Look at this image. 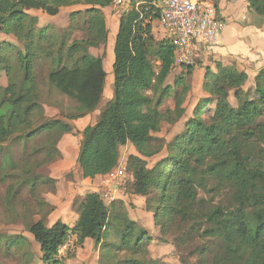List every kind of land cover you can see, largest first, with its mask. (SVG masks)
Returning a JSON list of instances; mask_svg holds the SVG:
<instances>
[{
    "label": "trees",
    "instance_id": "16d2710c",
    "mask_svg": "<svg viewBox=\"0 0 264 264\" xmlns=\"http://www.w3.org/2000/svg\"><path fill=\"white\" fill-rule=\"evenodd\" d=\"M246 1L249 10L264 16V0ZM81 4L87 6L72 11L64 33L40 26L39 17L29 12L56 16L65 7ZM110 5L111 0H0V35L15 39L0 41V68L9 78L0 86V170L6 165L16 171L6 175L15 184L10 201L29 186L39 211L35 216L50 207L37 195L40 184L56 182L35 172L61 156V139L75 132L71 121L94 112L103 97L105 53L95 57L89 51L107 44L103 8ZM158 16L153 0H132L123 10L114 46V97L98 121L81 132L78 169L83 178L107 175L119 165L120 148L131 143L137 154L128 158L132 179L126 189L145 198V210L154 214L162 237L170 236L176 224L204 227L200 237L206 241L196 264H264V66L255 77V91L247 92L246 70L213 61L214 67L207 66L203 77L206 96L199 99L183 129L170 140L155 136L165 124L176 125L185 117L191 85L184 84V78L196 67L181 66L182 77L174 85L166 84L176 67L175 46L166 37H155L153 22ZM80 29L85 37L72 35ZM38 62L50 63V92L70 101L66 120L40 119L45 109ZM176 87L180 91L174 94L173 107L162 109ZM43 136L46 139H39ZM34 140L27 158L16 161L12 145ZM163 152L164 158L149 167L148 159ZM200 191L210 199L200 198ZM46 213L26 227L43 264H66L89 238L98 247V264H171L150 257L154 237L129 217L124 199L108 205L99 192H87L73 226L61 220L50 226ZM71 237L75 251L68 250L66 259L60 257ZM187 237L184 232L179 241L186 243ZM5 242L8 250L22 252V264H33L32 244L28 247L25 236H8Z\"/></svg>",
    "mask_w": 264,
    "mask_h": 264
},
{
    "label": "rangeland",
    "instance_id": "374dc122",
    "mask_svg": "<svg viewBox=\"0 0 264 264\" xmlns=\"http://www.w3.org/2000/svg\"><path fill=\"white\" fill-rule=\"evenodd\" d=\"M87 5H77L72 7H65L62 9L60 14L56 16L44 15L42 14L39 18V25L45 26L50 25L55 28L58 33H64L67 30L68 25L71 22V13L77 9H85ZM120 9L125 10L126 6ZM32 15L37 13L34 11H29ZM223 13V9H222ZM38 16V17H39ZM51 17V18H50ZM116 31L111 30L110 36L108 38L107 44L100 48H90L89 54L91 56H100L105 53L104 67L107 72L106 86L103 93V97L99 104L97 105L94 112L87 114L79 119L72 120L71 123L75 126V132L68 133L63 136L59 143L61 150V156L47 168H41L37 174H42L47 178H54L56 180L54 183H42L37 191L39 198L47 200L50 207L45 206L42 209L41 214H35L38 211L35 200L32 198L30 193V188L28 185L21 188L19 194L16 195L14 201L9 200V191L13 190L15 186L13 180L7 177L8 173H16L13 169L6 167L0 170V237L3 240L0 242V264H22V252L16 248L8 250V244L5 240L8 236L12 235H23L28 240V247L30 244L33 250L34 256L33 264H43L40 260V250L38 244L34 243L30 232L26 230L27 224L32 220H37L40 216L44 215L46 212L48 225H53L58 220H61L67 224H74L78 216V207L85 197V194L89 191L97 190L100 193L107 192L111 187H117L114 191V197L116 200L124 199L126 201V209L128 215L131 219L136 220L138 225L151 235L154 239L149 246L150 257L160 259L162 262L171 264H196L200 253L206 240L200 237V233H203L204 227L199 229V226L192 228L191 226H180V224L174 225L170 231L168 237H162L159 233L158 227L154 223V214L145 210V198L142 196L132 195L130 191L126 189V185L132 179L131 173L128 170V158L131 154H137V149L134 145L127 144L122 146L121 157L119 165L114 169V177L111 179H106V176L99 177L98 179L86 182L83 180L80 170L77 166V157L79 153L80 142L82 138L81 132L89 124H94L100 118L101 112L108 106L109 102L114 97V82H113V62L108 65L109 58L112 55L113 48V61L115 57L114 53V35ZM78 38H83L86 33L80 29L74 34ZM160 37V36H159ZM11 40L15 39L12 36H7L5 34L0 35L1 40ZM113 45V46H112ZM196 73L190 77L184 78V84L191 85V92L188 93V97L185 103L187 107V113L185 117L178 122L176 125L165 124L163 131L154 134L158 137H163L165 139H172L177 133L183 129L184 121L193 111V108L197 104L200 98L205 97V92L202 88V79L204 77V71L202 66L198 63L196 64ZM231 66L242 70L241 65L238 63H232ZM263 66L257 70V74L262 69ZM50 69V63L38 62L36 64V75L39 81L41 100L44 105V115L41 117V121L60 118L64 119L63 115L68 112V106H70V101L64 97H60L56 93L50 92L47 82V74ZM200 69V70H199ZM182 67L176 65L172 73L167 79L166 84H175V80L182 77ZM256 74V75H257ZM255 76L249 77L247 83L244 85V89L247 92L255 91ZM8 75L4 69L0 68V86H6L8 83ZM186 80V81H185ZM186 84V85H187ZM176 91H180L179 88L173 89V95L168 99L162 109L166 107H173L174 94ZM233 104L236 100L231 94L230 96ZM39 139H46L45 136L39 137ZM36 144V141H19L12 145L14 159L20 161L27 158L29 149ZM166 153L163 152L155 157L149 158V167H152L158 161L162 160ZM3 156L0 157V165H2ZM9 175V174H8ZM200 198L210 199V196L200 191ZM114 200V201H116ZM105 202L109 205L112 202ZM50 208L52 210H50ZM188 233L186 243H181L179 238L183 236V233ZM0 239V240H1ZM72 243L69 245L68 250L75 251V237H71ZM194 241H191V240ZM32 242V243H31ZM208 244V243H207ZM215 242L209 243L210 246L214 245ZM67 251L63 252L62 257L66 259ZM98 247H96L95 242L92 240L85 244L84 247L76 249L75 256L66 259V264H98ZM195 252V254H193ZM184 261V262H183Z\"/></svg>",
    "mask_w": 264,
    "mask_h": 264
},
{
    "label": "crops",
    "instance_id": "0c3cea01",
    "mask_svg": "<svg viewBox=\"0 0 264 264\" xmlns=\"http://www.w3.org/2000/svg\"><path fill=\"white\" fill-rule=\"evenodd\" d=\"M127 1L132 2V0ZM153 1L155 3L161 2V0ZM217 5L219 12L226 20V28L218 37L216 45L211 47H208L204 44L201 45L200 61L198 62V65L200 64L202 66V70L205 73V68L207 66L214 67L213 61L215 60H220L225 65L238 63L241 65L242 70H246L249 77L252 75L255 76L260 66H264V16L249 10L246 0H217ZM32 11L36 12L37 16H41L42 14L47 15L42 11L31 10V12ZM103 12L106 16L107 25L109 28V36L111 30H113V32L116 31L113 42V45L115 46L116 36L119 30L120 17L123 13V10L110 5L103 8ZM153 30L157 39H163L165 37L164 29L158 19L153 22ZM108 62V65H110L112 62L114 64L113 48L111 58H109ZM196 67L199 66L196 65ZM196 67L194 73H196ZM99 177L102 176H97L95 179L83 178V180L90 182V180L94 181ZM93 191L98 192L97 190ZM73 225L74 224H71L70 226ZM91 240L93 241V239H87L85 244Z\"/></svg>",
    "mask_w": 264,
    "mask_h": 264
},
{
    "label": "built area",
    "instance_id": "2783aa9c",
    "mask_svg": "<svg viewBox=\"0 0 264 264\" xmlns=\"http://www.w3.org/2000/svg\"><path fill=\"white\" fill-rule=\"evenodd\" d=\"M111 4L117 8L131 6V2L127 0H111ZM153 4L158 9V20L165 37L175 46V64L179 66L196 65L201 45H216L218 37L226 28L227 23L219 12L217 0H161L160 3L153 1ZM113 171L104 175L106 179L115 176ZM116 188L111 187L107 192L100 193L104 201L116 200ZM71 243L72 239L60 249V257Z\"/></svg>",
    "mask_w": 264,
    "mask_h": 264
}]
</instances>
